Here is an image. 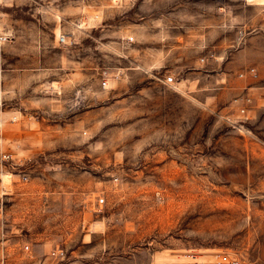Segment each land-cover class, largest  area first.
I'll return each instance as SVG.
<instances>
[{"label": "rangeland", "instance_id": "1", "mask_svg": "<svg viewBox=\"0 0 264 264\" xmlns=\"http://www.w3.org/2000/svg\"><path fill=\"white\" fill-rule=\"evenodd\" d=\"M0 28V264H264V0H0Z\"/></svg>", "mask_w": 264, "mask_h": 264}, {"label": "built area", "instance_id": "2", "mask_svg": "<svg viewBox=\"0 0 264 264\" xmlns=\"http://www.w3.org/2000/svg\"><path fill=\"white\" fill-rule=\"evenodd\" d=\"M11 38L10 34L7 33L6 31H3V29L0 28V44L6 42V41H9V39ZM59 39L61 41L64 40V36L63 35H60ZM246 72L251 74V75H255L256 74V70H255V67H249L248 69H246ZM243 72L240 73V75H242ZM107 81H108V78L106 77V74H104L102 76V79H101V84L102 86H106L107 85ZM164 81L166 83H169L171 84L173 82V76L169 75V76H166L164 78ZM0 86H1V81H0ZM244 99L247 101L249 100L248 97H244ZM244 110L245 108L244 107H241L240 108V112H243L244 113ZM0 156H1V159L3 160H9L11 159V153L9 151H6V150H2L1 149V138H0ZM23 178H26L25 175H23ZM103 197H99L98 198V202H103ZM26 247L28 246L27 244L25 245ZM62 252V251H61ZM213 264H234L237 262V260H235L234 258H232L230 256L229 253L227 252H224V251H216L214 254H213Z\"/></svg>", "mask_w": 264, "mask_h": 264}]
</instances>
